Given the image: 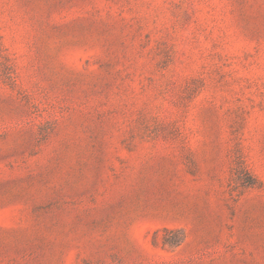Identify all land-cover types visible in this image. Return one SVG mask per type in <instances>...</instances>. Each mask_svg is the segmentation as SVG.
Segmentation results:
<instances>
[{
    "label": "rangeland",
    "instance_id": "1",
    "mask_svg": "<svg viewBox=\"0 0 264 264\" xmlns=\"http://www.w3.org/2000/svg\"><path fill=\"white\" fill-rule=\"evenodd\" d=\"M0 264H264V0H0Z\"/></svg>",
    "mask_w": 264,
    "mask_h": 264
}]
</instances>
